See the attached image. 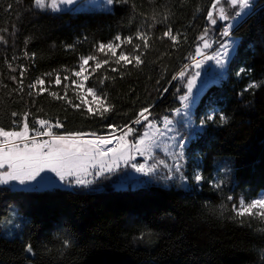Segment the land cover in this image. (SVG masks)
Masks as SVG:
<instances>
[{
    "label": "trees",
    "instance_id": "obj_1",
    "mask_svg": "<svg viewBox=\"0 0 264 264\" xmlns=\"http://www.w3.org/2000/svg\"><path fill=\"white\" fill-rule=\"evenodd\" d=\"M34 2L0 0V125L10 128L19 119L11 113L27 111L30 125L39 117L62 121L58 133L104 134L107 124L129 123L149 104L154 105L150 118L157 120L179 107L174 96L179 81H168L194 54L214 0H114L108 11L39 10ZM224 23L218 18L216 43ZM169 28L178 37L175 45L162 38ZM138 32L147 37V48ZM127 37H133L131 43L124 42ZM230 37L239 39L240 46L222 82L208 90L195 110L196 124L208 109L217 112L200 138L184 149L186 180L177 174L126 190L103 183L94 192H13L0 186V264H264V217L233 211L239 199L249 201L264 190V0H256L253 14ZM114 42L120 45L115 56L99 50L100 43ZM121 51L133 58L131 64L116 63ZM89 55L96 63L108 61L90 83L107 94L115 109L103 119L49 95L64 96L66 83L68 98L79 103L69 80L81 57ZM136 55L142 60L138 67ZM21 66L26 69L22 92ZM57 75L60 86L54 83ZM37 78L45 80L47 90L37 94V86L29 95L28 86ZM253 83L257 87L249 88ZM165 87L168 91L160 96ZM195 169L203 177L199 183ZM216 178L219 188L209 182ZM10 207L25 217L20 236L13 238L2 235Z\"/></svg>",
    "mask_w": 264,
    "mask_h": 264
},
{
    "label": "snow or ice",
    "instance_id": "obj_2",
    "mask_svg": "<svg viewBox=\"0 0 264 264\" xmlns=\"http://www.w3.org/2000/svg\"><path fill=\"white\" fill-rule=\"evenodd\" d=\"M238 5L239 11L234 16L225 14L223 8L219 9V19L226 21L220 33L223 41L219 42L218 47L210 54L209 49L213 48L215 41H210L205 34L198 37L202 43H197L194 54L187 57L190 61L182 65L180 70L172 76V80L168 81L171 85L173 81H179L177 90L174 93L175 98L179 102V107L172 109L159 120L152 117L151 109L153 104L147 107H141L139 112L135 114V118L129 123L123 125L107 124V131L104 134L97 132H57L55 129H62L63 122L57 120L54 124L48 119L36 117L30 125L28 117L29 112L22 114L12 112L13 119L11 127L5 128L0 125V186H7L13 192H44L74 189L83 191H101L98 181L108 179L113 173L120 170L121 166L130 167L135 173L141 174L144 179L139 176H133L131 172H125L118 182L113 184L116 190H126L129 186L132 188H141L150 185L154 179H171L179 174V179L184 181L187 179L183 175L182 169L185 160V147L192 141L197 140L204 133L207 122L214 120L215 115L207 114L205 118L199 120L196 124L193 116L196 108L205 96L208 90L214 85H219L227 74V65L234 58L240 41L237 38L230 37V31L238 25L247 16L252 15L253 11L250 7L252 0H225V3ZM76 0H35V6L38 9H51L59 11L63 5H73ZM91 4V0H89ZM114 0H104L103 6H110ZM216 2L214 0L213 8L207 12V21L211 25L217 24L214 18V10ZM169 28L163 33L162 38L170 39L173 44L177 42V35H172ZM136 36L145 41L144 47L147 48V37L141 33ZM3 37H0L2 40ZM116 41H120L121 37H115ZM133 37L125 38L126 43H131ZM105 47L115 56L116 49L119 44L109 43L105 45L100 43L99 50L103 52ZM251 47V45H249ZM136 50L140 49V45H135ZM28 55L27 52L24 53ZM132 59L126 55L124 51L119 53L116 63L131 64ZM95 60L94 56L81 57L79 63V71L74 72L75 77H83L80 83L72 79L71 84L76 88L83 89L84 81L89 79V75L94 74L101 64H107L108 61H100L91 69V73L85 75L86 65L89 61ZM135 65L138 67L141 63V56L134 57ZM213 62V63H208ZM11 67V65H9ZM26 69L21 66L19 82V91H23V77ZM113 72L117 69L113 68ZM244 71L243 68L237 72L240 75ZM47 75H51L50 73ZM123 75V73H121ZM68 77L65 76L64 80ZM12 80H16L13 76ZM186 81V82H185ZM55 85L60 86L62 83L61 76L57 75L54 81ZM103 79L100 84L103 85ZM159 83V81L157 82ZM39 86L37 94L44 93L45 80L37 78L30 84L29 95L31 89ZM65 95H58L56 92H50L49 95L56 100H65L68 105L74 109L86 108V114L90 116H99L101 119L108 113L114 111L113 105L108 101L106 93H100L95 87L87 88V95L92 99L88 100L83 92L77 93L76 98L80 103H74L68 98V84L63 85ZM249 88L257 87L256 84L248 85ZM168 91L165 87L163 92L159 93L163 96ZM247 91V89H245ZM182 92V94H181ZM209 102L214 103L212 98ZM94 105V107H93ZM207 107V105H205ZM221 123L226 122L224 114L219 115ZM143 129L139 131L137 127ZM185 133H187L185 135ZM162 148L160 158L157 152ZM142 157L144 162L137 163L136 157ZM194 179L199 183L203 177L197 172ZM130 181H134L129 185ZM214 183V186L221 187L220 183ZM264 195V194H262ZM229 201L233 200L232 196L228 197ZM259 207L264 210V199H253L247 205L242 198L239 201V207L234 204L233 211L237 216L254 215L253 209ZM264 217V211L260 213ZM19 228L20 225H15ZM11 234V233H9ZM69 240H64L67 246ZM27 252H32V247H27Z\"/></svg>",
    "mask_w": 264,
    "mask_h": 264
},
{
    "label": "rangeland",
    "instance_id": "obj_3",
    "mask_svg": "<svg viewBox=\"0 0 264 264\" xmlns=\"http://www.w3.org/2000/svg\"><path fill=\"white\" fill-rule=\"evenodd\" d=\"M47 2H49V0H46V3ZM215 2H216V8L214 10V18H216L217 21H218V18H219V9L220 8H223L225 10V14H227L229 16H231V14H233V16H234L235 13L237 11H239V6L238 5H235V6L234 5H231L230 2L229 3H225V0H216ZM255 2H256V0H252V3L250 5V7L252 8V11L254 9ZM34 4H35V2H34ZM103 5H104V0H91V4L89 3V0H82L74 8H72V11H93V10H104V11H108V10H111L113 4L110 5V6H103ZM212 8H213V6L210 9H212ZM39 10H45V9H39ZM216 26H217V24L216 25H211L210 23L208 24V27H207V36H208V38H209L210 41H215L214 34H215V27ZM222 30H223V27L219 31V34L222 32ZM204 34H205V32L202 35H204ZM219 42H220V40H219ZM219 42L213 44V48L208 50L209 54L219 44ZM114 43L115 44H118V42H114ZM199 43H202V41H200ZM117 49H116V52H117ZM104 52L111 53L107 49V47H105ZM79 63L77 64L75 70L72 72V75L70 77V80H69L70 81V88H72V91H73V94H74L75 97H76V94L77 93L83 92L86 95V98L88 100H91L92 97L89 96V95H87V88L88 87H91L90 86V83L92 82V77H91L92 74L89 75V79L87 81H84L85 87L83 89L76 88L75 85H72L71 84L72 79H75L77 81V83H80L81 80L83 79V77H75L74 76V72L75 71H79ZM208 63H213V62H208ZM94 65H96V59L89 61L88 65H86L85 75H88V74L91 73V69L93 68ZM77 101L80 103V101L78 99H77ZM93 107H94V105H93ZM215 112H217V110H215V109H208L206 111L205 115H204V118L206 117L207 114H213ZM136 162L137 163H143L144 160H143L142 157L137 156L136 157ZM125 172H131L133 174V176H139V177L143 178V176L141 174L135 173L134 170H132L130 167H126V166H123L122 165L121 168H120V170L118 172L113 173L110 177H108V179H101V180H99L98 181V184L96 186L100 187L103 183H110V184L113 185L114 183L118 182L119 178L122 177ZM197 172H199L198 169H195L194 175ZM214 181H215V183H218V178H216ZM262 194H264V190L260 191L258 193V195L256 197H254L253 199H264V195H262ZM253 199H251L249 201H245V204L247 205ZM240 200L241 199H239L237 201V203H235V205L237 206V208L239 207V201ZM262 211H264V210L260 209L259 207H256V208L253 209V213H256L258 215H260V213ZM24 219H25V217L23 215L18 214L13 207H10V209L8 210V213H7L6 217H4L2 219V235L4 237H7V238H13V237L20 236L21 226H22V223H23ZM15 225H20V227L19 228H16ZM9 233H11V234H9ZM26 249H27V247H26ZM26 253L31 256V253L27 252V250H26ZM28 264H31V263H28Z\"/></svg>",
    "mask_w": 264,
    "mask_h": 264
},
{
    "label": "water",
    "instance_id": "obj_4",
    "mask_svg": "<svg viewBox=\"0 0 264 264\" xmlns=\"http://www.w3.org/2000/svg\"><path fill=\"white\" fill-rule=\"evenodd\" d=\"M81 1L82 0H76V3H74L73 5H63V6H61V8L65 9V10H71L72 8H74Z\"/></svg>",
    "mask_w": 264,
    "mask_h": 264
},
{
    "label": "built area",
    "instance_id": "obj_5",
    "mask_svg": "<svg viewBox=\"0 0 264 264\" xmlns=\"http://www.w3.org/2000/svg\"><path fill=\"white\" fill-rule=\"evenodd\" d=\"M226 24H227V22L224 23V24L222 25V27L226 26ZM234 28H235V27H234ZM234 28H233V29H234ZM233 29H232V30H233ZM232 30H231L230 32H232ZM223 39H224V38L222 37L221 40H223ZM221 40H220V41H221Z\"/></svg>",
    "mask_w": 264,
    "mask_h": 264
}]
</instances>
